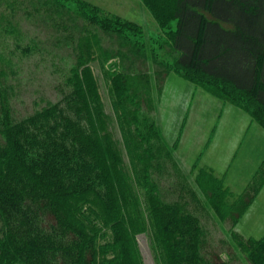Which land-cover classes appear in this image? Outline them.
<instances>
[{
  "label": "rangeland",
  "instance_id": "obj_1",
  "mask_svg": "<svg viewBox=\"0 0 264 264\" xmlns=\"http://www.w3.org/2000/svg\"><path fill=\"white\" fill-rule=\"evenodd\" d=\"M176 25L145 0H0V103L19 120L94 83L134 258L167 264L154 215L164 204L197 219L210 262L251 264L264 238V129L240 99L178 68ZM89 202L110 241L108 209Z\"/></svg>",
  "mask_w": 264,
  "mask_h": 264
},
{
  "label": "trees",
  "instance_id": "obj_2",
  "mask_svg": "<svg viewBox=\"0 0 264 264\" xmlns=\"http://www.w3.org/2000/svg\"><path fill=\"white\" fill-rule=\"evenodd\" d=\"M145 2L161 21L176 20L178 68L217 83L224 98L240 99L264 129V0ZM0 114V264H141L116 214L112 173L119 154L102 129L94 83L76 84L19 120L4 103ZM94 196L112 218L108 242L99 218L89 214ZM154 215L167 264H213L195 217L164 204ZM248 250L251 264H264V238Z\"/></svg>",
  "mask_w": 264,
  "mask_h": 264
}]
</instances>
